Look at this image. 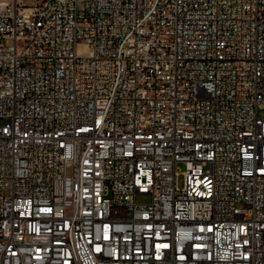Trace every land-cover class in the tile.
I'll return each instance as SVG.
<instances>
[{"label":"built area","instance_id":"obj_1","mask_svg":"<svg viewBox=\"0 0 264 264\" xmlns=\"http://www.w3.org/2000/svg\"><path fill=\"white\" fill-rule=\"evenodd\" d=\"M21 1L0 264H264V0Z\"/></svg>","mask_w":264,"mask_h":264},{"label":"rangeland","instance_id":"obj_2","mask_svg":"<svg viewBox=\"0 0 264 264\" xmlns=\"http://www.w3.org/2000/svg\"><path fill=\"white\" fill-rule=\"evenodd\" d=\"M41 2L42 0H22L20 4L25 9H31L39 5ZM260 116L264 117V109L260 110ZM178 168L182 172L186 170L183 164H179ZM179 184H180V187H183L184 185V175L183 174L179 176ZM151 199L152 198L150 196H137L136 197V201L139 204H149L151 202Z\"/></svg>","mask_w":264,"mask_h":264}]
</instances>
